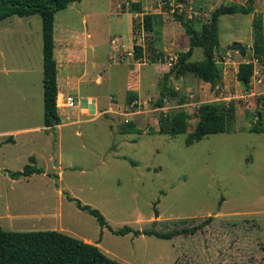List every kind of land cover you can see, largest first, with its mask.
<instances>
[{
  "label": "rangeland",
  "instance_id": "1",
  "mask_svg": "<svg viewBox=\"0 0 264 264\" xmlns=\"http://www.w3.org/2000/svg\"><path fill=\"white\" fill-rule=\"evenodd\" d=\"M135 1L142 2V11L133 10ZM232 2L81 0L58 11L55 35L61 54L63 33L77 34L86 47L81 53L77 49L71 63L59 66L60 90L78 103L65 107L61 97V125L49 131L39 63L41 15L0 20V131H12L0 135V226L60 230L99 244L124 264H264V132L249 131L262 111V66L255 64L248 86L236 75L239 63L247 59L237 50L223 51L241 37L252 53L253 19L258 13L264 18V0L259 1L260 11L220 18L222 52L217 59L222 77L215 86L193 74L173 71L166 77L163 71H171L178 53L189 48L174 11L192 18L200 29L217 7ZM146 13L155 15L153 31L144 29ZM135 43L143 46L141 59L134 56ZM158 52L168 57L163 62L167 66L150 62ZM33 58V69L19 72V62L31 66ZM203 58L202 49L196 48L192 59ZM19 86L27 87L22 103ZM164 86L167 94L159 106ZM213 101H234L232 131L187 145L199 105ZM180 108L189 115L187 132L159 133L160 114ZM130 121L140 130L124 132ZM21 127L32 129L15 132ZM32 155L45 171L12 178L7 170H22ZM67 195L98 208L114 229L129 225L167 232L204 226L172 238L119 235Z\"/></svg>",
  "mask_w": 264,
  "mask_h": 264
},
{
  "label": "trees",
  "instance_id": "2",
  "mask_svg": "<svg viewBox=\"0 0 264 264\" xmlns=\"http://www.w3.org/2000/svg\"><path fill=\"white\" fill-rule=\"evenodd\" d=\"M81 0H0V20L10 16L20 17L31 16L39 13L42 18L43 37V86H44V126L46 130H52L61 124V116L57 104L58 88V64L55 57V15L58 11L69 6L70 3ZM166 1V0H165ZM134 11H142L141 1L132 4ZM256 10V0H245V3L222 4L212 12L210 20L202 23L200 29L192 18H187L183 13L174 11L175 17L181 22L186 35L189 38V48L178 53L174 67L165 73L176 71L177 74H193L205 82L215 86L222 77V71L218 64L217 54L221 53L219 22L226 14H250ZM155 15L146 13L143 16L144 29L154 30ZM198 26V25H197ZM201 48L204 58L193 60L196 48ZM253 57L239 63L237 79L246 85L252 84L255 72V64L262 66L264 84V18L261 13L255 14L253 19V42L251 45ZM134 56L136 59L144 57L143 46L134 45ZM167 56L164 53H157L150 62H166ZM171 94L175 91L170 90ZM162 96L157 100L159 106H163L167 94L166 87L161 89ZM136 97V95H135ZM134 98V96H133ZM131 98V99H133ZM258 105L262 106L261 119L249 128L250 132H264V91L258 96ZM198 122L186 137V144L191 145L206 136L214 133L232 131L236 117V106L234 101H213L204 102L197 110ZM257 117H259L257 112ZM189 115L184 108L162 112L159 116V130L161 134L176 136L186 133L188 130ZM140 130L139 127L130 121L124 128V132ZM8 140H12L10 136ZM22 170H7L12 178L19 179L28 177L34 173L44 172V168L38 166L34 155L30 156ZM67 198L74 200L79 209L92 214L102 227H108L115 234L125 235L129 232L134 234L155 235L159 238H172L181 234L195 233L200 230L204 223L193 227H183L167 232L151 229H135L129 225L114 229L109 225L104 214L89 204L67 195ZM0 264H124L105 254L101 248L91 242L64 233L56 229L39 230H9L0 226Z\"/></svg>",
  "mask_w": 264,
  "mask_h": 264
},
{
  "label": "crops",
  "instance_id": "3",
  "mask_svg": "<svg viewBox=\"0 0 264 264\" xmlns=\"http://www.w3.org/2000/svg\"><path fill=\"white\" fill-rule=\"evenodd\" d=\"M259 1L261 0H256V4H257V7H256V10L257 11H260L259 10V7H258V4H259ZM233 2H236V3H245L243 0H241L240 2L238 1H234ZM264 11V9L262 10ZM13 16H17V15H13ZM11 17V16H10ZM9 18V17H8ZM7 19V18H6ZM5 20V19H4ZM84 20L86 21V17H84ZM90 35V34H88ZM63 36H64V45H63V52L61 54V50H60V47H59V43H58V39L56 38V35H55V30H54V37H55V57L57 59V64H58V77H59V66L62 65V68H63V65L66 66L65 64L67 63H71L73 60H72V57H74L77 49L79 50V52L81 53V50L82 49H85L86 47V43H84L83 41L80 40V37L77 35V34H72L71 32H69V35H65L63 33ZM78 39V40H77ZM77 40V42L75 41ZM243 39L241 37H237L235 41H240L242 44H243ZM74 43H73V42ZM72 42V43H71ZM252 42H253V38H252V41H251V45H252ZM113 43H117V41L113 42ZM74 44V46H73ZM72 46V47H71ZM74 47V48H73ZM116 47L118 48V44H116ZM199 48V47H198ZM245 48V47H244ZM246 49V48H245ZM121 50V49H120ZM118 49V51H120ZM247 50V49H246ZM61 55H63L64 57H62ZM38 57V55H37ZM36 60V58H35ZM43 64V37H42V48L41 50L39 51V63ZM63 62V64H62ZM82 62V61H81ZM156 65H162V66H167L166 64H164L163 62H156L154 63ZM34 67V58H33V61H31V66L28 65V64H25V65H22L20 62H19V72H23V71H29V70H32ZM2 70L0 69V72ZM164 72H168V67L164 68L163 69ZM43 76H44V71H43ZM101 78L99 77L98 81H100ZM42 82H43V78H42ZM261 82L262 79H261ZM264 85V84H263ZM44 87V86H43ZM26 88L27 87H24V86H19V96H20V99H19V103H22L24 100H25V97L24 95L27 94L26 92ZM58 88H59V94H58V102L60 101L61 97L62 96H65V93L63 91L60 90V80L58 78ZM2 89V86L0 85V90ZM69 95V94H67ZM92 98V97H91ZM90 98V99H91ZM89 102H92V100H89ZM98 105V103L96 104ZM59 107V106H58ZM60 108V107H59ZM85 112L89 113V110L87 108H84L83 109ZM75 122L79 121V120H74ZM61 124L57 125V126H60ZM32 128H27V127H21L17 130H15V132H23V131H26V130H31ZM12 133V131H0V135H4V134H10ZM88 242V241H87ZM99 245V244H98Z\"/></svg>",
  "mask_w": 264,
  "mask_h": 264
},
{
  "label": "water",
  "instance_id": "4",
  "mask_svg": "<svg viewBox=\"0 0 264 264\" xmlns=\"http://www.w3.org/2000/svg\"><path fill=\"white\" fill-rule=\"evenodd\" d=\"M226 50H237L240 53V55L245 57L247 60H251L253 57V54L248 53L240 41H235L232 44H230L226 49H223V51H226ZM258 115H259V119H261V111H258ZM223 199L224 198L222 197L221 200L219 201L217 208L214 212L215 214L220 211ZM155 217H158L157 212L155 214Z\"/></svg>",
  "mask_w": 264,
  "mask_h": 264
},
{
  "label": "built area",
  "instance_id": "5",
  "mask_svg": "<svg viewBox=\"0 0 264 264\" xmlns=\"http://www.w3.org/2000/svg\"><path fill=\"white\" fill-rule=\"evenodd\" d=\"M61 100V99H60ZM62 104L65 106V107H73V106H76L78 101L76 100V97L69 94V95H66V96H62ZM58 99H57V104H58Z\"/></svg>",
  "mask_w": 264,
  "mask_h": 264
}]
</instances>
